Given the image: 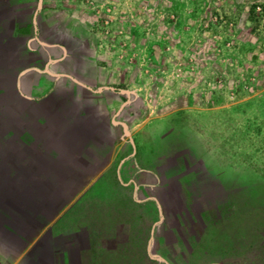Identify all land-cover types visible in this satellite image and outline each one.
<instances>
[{
    "label": "rangeland",
    "instance_id": "1",
    "mask_svg": "<svg viewBox=\"0 0 264 264\" xmlns=\"http://www.w3.org/2000/svg\"><path fill=\"white\" fill-rule=\"evenodd\" d=\"M58 1L111 65L113 123L133 128L143 169L135 209L162 217L141 257L121 261L264 264V0ZM113 180L87 192L112 212L124 205Z\"/></svg>",
    "mask_w": 264,
    "mask_h": 264
},
{
    "label": "crops",
    "instance_id": "2",
    "mask_svg": "<svg viewBox=\"0 0 264 264\" xmlns=\"http://www.w3.org/2000/svg\"><path fill=\"white\" fill-rule=\"evenodd\" d=\"M72 7L0 0V264H126L162 218L135 209L134 130L117 132L111 65L98 64ZM105 173L118 178L119 211L87 196Z\"/></svg>",
    "mask_w": 264,
    "mask_h": 264
},
{
    "label": "trees",
    "instance_id": "3",
    "mask_svg": "<svg viewBox=\"0 0 264 264\" xmlns=\"http://www.w3.org/2000/svg\"><path fill=\"white\" fill-rule=\"evenodd\" d=\"M261 246H264V242L261 244ZM207 264H223V263L216 261V262H209Z\"/></svg>",
    "mask_w": 264,
    "mask_h": 264
}]
</instances>
